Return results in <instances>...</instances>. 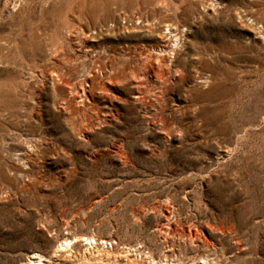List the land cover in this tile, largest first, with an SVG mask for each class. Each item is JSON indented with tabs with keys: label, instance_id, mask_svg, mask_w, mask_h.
Instances as JSON below:
<instances>
[{
	"label": "rangeland",
	"instance_id": "1",
	"mask_svg": "<svg viewBox=\"0 0 264 264\" xmlns=\"http://www.w3.org/2000/svg\"><path fill=\"white\" fill-rule=\"evenodd\" d=\"M0 264H264V0H0Z\"/></svg>",
	"mask_w": 264,
	"mask_h": 264
},
{
	"label": "bare ground",
	"instance_id": "2",
	"mask_svg": "<svg viewBox=\"0 0 264 264\" xmlns=\"http://www.w3.org/2000/svg\"><path fill=\"white\" fill-rule=\"evenodd\" d=\"M171 46H172V45H171ZM172 47H173V46H172ZM167 51H168L167 46L164 45L163 48H161L160 50L157 51V53H158V54H161V55H162V54H163V55H166V54H167ZM86 239H88V238H86ZM65 242H66V243H65ZM65 242H64L63 245H64V246H67L69 243H68V241H65ZM89 242H90V240H89ZM69 246H70V245H69ZM35 255L37 256V258H36L37 260H36V261H40L42 256L39 255V254H35Z\"/></svg>",
	"mask_w": 264,
	"mask_h": 264
}]
</instances>
